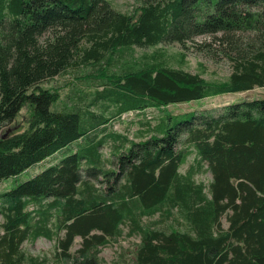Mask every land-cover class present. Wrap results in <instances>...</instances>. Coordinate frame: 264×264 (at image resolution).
Instances as JSON below:
<instances>
[{"label":"trees","instance_id":"obj_1","mask_svg":"<svg viewBox=\"0 0 264 264\" xmlns=\"http://www.w3.org/2000/svg\"><path fill=\"white\" fill-rule=\"evenodd\" d=\"M205 34L233 62L224 79L167 64L162 48L132 51L179 42L182 61ZM71 69L94 87L62 106L41 83ZM255 86H264V0H138L128 11L112 0H0V181L50 160L0 191V264H49L22 247L41 235L55 239L53 264H100L102 246L124 231L138 236L124 264H264V96L162 109ZM25 105L27 125L4 134ZM148 107L162 117L146 118L139 139L108 130ZM203 171L208 182L195 176Z\"/></svg>","mask_w":264,"mask_h":264},{"label":"rangeland","instance_id":"obj_2","mask_svg":"<svg viewBox=\"0 0 264 264\" xmlns=\"http://www.w3.org/2000/svg\"><path fill=\"white\" fill-rule=\"evenodd\" d=\"M138 0H112L114 5L122 10H131ZM241 42L244 45L245 42L249 40V33L244 32L241 33ZM206 40L210 43L209 46H204L205 48H210V52L206 51H198L193 44V41H203ZM247 40V41H246ZM187 42V47L184 48L185 56L182 61H180L179 52L181 50V45L179 42H172L170 44L161 42L155 45H144V46H133V54L134 56H140L143 53H150L155 50L162 48L164 51V59L167 64L175 65V66H183L186 69L191 71H196L201 73L205 78L208 79H224L232 69V60L225 56L218 46H222L221 43H218L219 40L217 38H213L209 34L198 35L195 39ZM224 44V43H223ZM226 46V45H225ZM217 50V51H212ZM116 65V64H115ZM80 70L71 69L68 72L61 73L50 77L44 80L41 84L44 87H49L52 89H56L59 91V104L63 106L62 102L69 104L70 102H74L76 100L75 97L79 92H91L93 90L94 85L90 82L86 83L85 80H79L77 74L80 73ZM91 84V85H90ZM264 96V86H255L251 89L236 91V92H227L223 94L213 95L209 97H204L202 99H196L191 101L179 102V103H170L164 107H162L163 112L169 111L171 114H179L185 110L192 109H217L224 104H228L232 101H238L244 98L251 97H261ZM77 98V97H76ZM79 102V100H78ZM81 102V101H80ZM79 102V103H80ZM54 105V104H53ZM144 109L143 117L141 115H135L133 112H125L124 120L115 121L114 128L112 126H108V130H118L123 134H126L130 139H139V136H136V132L142 129L146 124H144V120L147 118L150 124H154L158 122V120L162 117V113L160 110H157L153 107H148ZM30 109L28 106H24L19 114L15 117V120L10 123L9 126L5 127L4 133L7 134L8 131L13 129H23L27 122L23 120L24 116L28 115ZM117 127V128H116ZM4 130V129H3ZM8 130V131H7ZM109 143V142H108ZM66 151L63 150L58 152L57 157H61ZM102 152L105 157L110 156V145L104 144L102 146ZM115 155L112 154V158L115 160ZM194 153H190L187 156L185 162H183L179 169L184 171L187 165L193 161ZM50 160L45 159L44 161L32 164L27 169L22 171L17 176H10L4 178L0 181V191L4 189H8L15 185L17 182L24 180L26 178L31 177L40 169H42L46 163ZM109 167H114L108 165ZM197 179L204 180L208 182L211 173L209 171L199 172L196 175ZM107 183H101L102 188H105ZM154 218V217H153ZM2 221V215L0 214V222ZM64 232L61 231L60 234L62 236ZM138 240L137 235H127L125 231L117 237V239H111L108 243L102 246L100 251V256L102 257L100 264H124L128 257L130 256L132 249L135 246L136 241ZM81 237L76 235L74 237L73 243L69 248V252L71 254L75 253L76 249L80 246ZM22 247L27 252L33 255L44 256L47 259L49 264L55 263V259L60 262L62 256L57 253L55 246L54 238H47L45 236H38L32 240H24L22 243Z\"/></svg>","mask_w":264,"mask_h":264},{"label":"built area","instance_id":"obj_3","mask_svg":"<svg viewBox=\"0 0 264 264\" xmlns=\"http://www.w3.org/2000/svg\"><path fill=\"white\" fill-rule=\"evenodd\" d=\"M122 119H124V114L122 115V117H121Z\"/></svg>","mask_w":264,"mask_h":264},{"label":"water","instance_id":"obj_4","mask_svg":"<svg viewBox=\"0 0 264 264\" xmlns=\"http://www.w3.org/2000/svg\"><path fill=\"white\" fill-rule=\"evenodd\" d=\"M8 131V130H7ZM5 134V133H4Z\"/></svg>","mask_w":264,"mask_h":264}]
</instances>
